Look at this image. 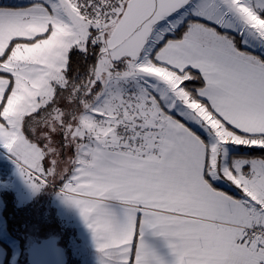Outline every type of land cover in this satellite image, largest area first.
I'll return each mask as SVG.
<instances>
[{
    "label": "snow or ice",
    "instance_id": "snow-or-ice-1",
    "mask_svg": "<svg viewBox=\"0 0 264 264\" xmlns=\"http://www.w3.org/2000/svg\"><path fill=\"white\" fill-rule=\"evenodd\" d=\"M0 150L95 264H264V0L0 3Z\"/></svg>",
    "mask_w": 264,
    "mask_h": 264
},
{
    "label": "rangeland",
    "instance_id": "rangeland-1",
    "mask_svg": "<svg viewBox=\"0 0 264 264\" xmlns=\"http://www.w3.org/2000/svg\"><path fill=\"white\" fill-rule=\"evenodd\" d=\"M13 164L11 160H8ZM14 165V164H13ZM15 166V165H14ZM14 168V167H13ZM15 169V168H14ZM11 167L7 166L4 168V171H6V178H11L15 171ZM2 171H0V179L1 177H4L5 174H1ZM20 182H18V186L13 190L15 194V203L17 206L24 205L28 201H32L35 199L36 195H33L30 190L26 187V185L23 183L22 179H19ZM13 183L9 180H0V188H6L11 187ZM2 203H3V196L1 197ZM34 201V200H33ZM32 201V202H33ZM5 206V202L3 206H0V211H2ZM48 208L45 207V211ZM32 211L26 213H22L20 216L12 219V223L10 224V230H12V234H9L8 230L4 232V234L0 235V239L4 241L6 244H8L11 248H13V251L19 252V258H18V264H26V258L24 255V249L23 247L28 246L31 242V240L39 241L40 239L44 238L46 235H50L53 233L54 230H61V234L63 236V239L59 242L60 246H64L67 250V254H69V263L72 264L75 262V258L79 255V249L78 243L73 239L72 236H69L68 240H66L67 236L69 235V232L66 231L64 228H60L62 226L58 225L56 222L52 221V219H44V222L42 221L43 217H41V213H45L43 210L39 209H31ZM62 211L59 212L60 216L63 219H66L67 216H65ZM47 225H46V223ZM63 222V221H62ZM66 224V222H63V226ZM70 235L71 232H70ZM46 238V237H45ZM22 248V249H21ZM15 252V254H17ZM16 256V255H15ZM76 264V262H75Z\"/></svg>",
    "mask_w": 264,
    "mask_h": 264
},
{
    "label": "crops",
    "instance_id": "crops-1",
    "mask_svg": "<svg viewBox=\"0 0 264 264\" xmlns=\"http://www.w3.org/2000/svg\"><path fill=\"white\" fill-rule=\"evenodd\" d=\"M21 2H24V0H0V3H21ZM8 160H10V159L6 155L3 154L2 150H0V171H2L1 174H5V176L1 177L0 180H9V181H11V183H13V185L11 187H6V188L1 187L0 188V206H3L4 202H5L3 195L4 194H11L12 195V201H13L14 205L18 208L19 207L24 208V205L17 206V204L15 203L16 202L15 201V194H14L13 190L18 186V182H20L19 181L20 177L18 176V174L16 172L15 166L11 162H9ZM7 166L11 167L12 169L15 168L14 169L15 173L11 178H6L7 174H6V171H4V168H6ZM41 193H38L36 195L35 199H33V200L34 201L37 200ZM2 196H3V203L1 200ZM32 201H28L25 204V207L28 206L29 204H31ZM48 201H49V206L53 208V214L61 222L62 221L66 222V224H64V225L68 226L71 229V232H72L71 236L78 243V246L80 247L79 255L75 258L76 264H95V253L91 247V243H90V241L88 239V235H87V230L85 229L83 224L76 218L75 215L67 216L66 219H63L60 216L59 212L61 211L62 206L60 205V203H59V201L55 195V192H53L48 197ZM0 218H3L2 211H0ZM15 252H17V251H13V248H12L11 264H18V258H19L20 254H19V252H17V254H15ZM4 256H5V251H4L3 247L0 245V264H3Z\"/></svg>",
    "mask_w": 264,
    "mask_h": 264
},
{
    "label": "trees",
    "instance_id": "trees-1",
    "mask_svg": "<svg viewBox=\"0 0 264 264\" xmlns=\"http://www.w3.org/2000/svg\"><path fill=\"white\" fill-rule=\"evenodd\" d=\"M53 192H55V191L52 189H47L45 191H42V193L39 195L37 200L31 202V204H29L28 206H26L24 208H20V207L18 208L14 205V203L12 201V195L11 194H4L3 196H4L5 206L2 210V216H3V219H5L7 221L6 229L8 230L9 234H12V230H10V224L12 223V219L20 216L23 212L27 214L29 211L30 212L32 211L31 209H39L40 208L41 210H43L45 212L44 214H43V212L40 214L41 217H43L42 221L44 222V219H48V220L52 219V221H54L58 225L62 226L60 228H64L66 231L69 232V235L66 238V240H68L69 236H71L70 235L71 229L68 226H63V223L53 214V208L49 206L48 197ZM45 207L48 208L46 211L44 210ZM46 225H47V223H46ZM60 232H61V230H54L53 233H51L50 235H46L45 237L54 236V237H57L59 239V242H60L61 240H64L63 236L60 235L61 234ZM71 234H72V232H71ZM44 238H42V239H44ZM34 241L35 240H31L30 242L32 243ZM0 245L3 247V249L5 251L3 264H11L12 248L8 244H6L4 241H2L1 239H0ZM28 246L23 247V245H22V248L25 251L24 252L25 258H26V250H27ZM64 249H65V247H64ZM65 251L67 254L66 249H65ZM75 262H73L72 264H75ZM26 264H27V261H26ZM66 264H70L69 263V254H67V263Z\"/></svg>",
    "mask_w": 264,
    "mask_h": 264
},
{
    "label": "water",
    "instance_id": "water-1",
    "mask_svg": "<svg viewBox=\"0 0 264 264\" xmlns=\"http://www.w3.org/2000/svg\"><path fill=\"white\" fill-rule=\"evenodd\" d=\"M27 264H66L67 254L54 236L32 242L26 250Z\"/></svg>",
    "mask_w": 264,
    "mask_h": 264
}]
</instances>
